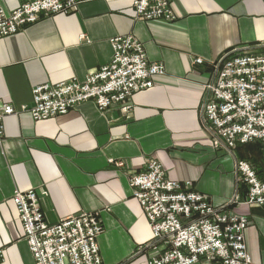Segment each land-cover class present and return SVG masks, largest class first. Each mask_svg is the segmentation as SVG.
<instances>
[{
  "label": "crops",
  "instance_id": "1",
  "mask_svg": "<svg viewBox=\"0 0 264 264\" xmlns=\"http://www.w3.org/2000/svg\"><path fill=\"white\" fill-rule=\"evenodd\" d=\"M26 1L0 0V5L12 12ZM133 2L86 0L73 14L43 16L0 39V105L16 109L31 106L36 86L83 81L108 64L117 36H134L149 61L166 69L153 88L137 92L126 106L101 112L86 102L39 122L28 111L5 118L0 264H35L13 202L15 190L37 192L51 224L97 214L103 264H148L155 240L129 177L150 159L160 162L169 178L192 182L216 207L248 217V251L254 264H264V208L243 203L247 186L237 171L239 160L262 167L263 158L254 146L214 148L203 112L207 86L226 57L264 53V0H176L177 19L168 23L136 20ZM157 245L162 248V241Z\"/></svg>",
  "mask_w": 264,
  "mask_h": 264
},
{
  "label": "built area",
  "instance_id": "2",
  "mask_svg": "<svg viewBox=\"0 0 264 264\" xmlns=\"http://www.w3.org/2000/svg\"><path fill=\"white\" fill-rule=\"evenodd\" d=\"M85 1L27 0L12 12L0 5V39L20 33L43 16L73 14ZM175 1L134 0L135 19L174 22ZM111 43V61L83 81L74 78L36 86L30 107L16 109L11 103L1 104L0 142L8 116L28 111L39 122L64 116L86 102L104 112L113 106H126L137 92L153 88L155 77L166 73L163 64L149 61L144 45L134 36H117ZM196 64L204 65V61L197 59ZM203 112L204 122L215 135L214 148L236 150L255 143L264 147V53L226 57L207 86ZM110 162L125 167L123 162ZM237 171L247 186L243 203L264 208V165L255 167L239 160ZM129 187L155 240L148 264H254L246 243L248 217L216 207L190 181L169 178L157 160L150 159L142 171L133 172ZM13 202L35 264H103L98 243L103 226L97 214L70 216L51 224L34 190H15Z\"/></svg>",
  "mask_w": 264,
  "mask_h": 264
},
{
  "label": "trees",
  "instance_id": "3",
  "mask_svg": "<svg viewBox=\"0 0 264 264\" xmlns=\"http://www.w3.org/2000/svg\"><path fill=\"white\" fill-rule=\"evenodd\" d=\"M257 147L258 149L255 151L256 153H259L260 158H263V154H264V147L262 144L260 143H255V144H249V145H245L244 147ZM244 159V158H243ZM249 161V160H246ZM251 162V161H250Z\"/></svg>",
  "mask_w": 264,
  "mask_h": 264
},
{
  "label": "rangeland",
  "instance_id": "4",
  "mask_svg": "<svg viewBox=\"0 0 264 264\" xmlns=\"http://www.w3.org/2000/svg\"><path fill=\"white\" fill-rule=\"evenodd\" d=\"M243 158L245 159V158H246V156H244V155H243Z\"/></svg>",
  "mask_w": 264,
  "mask_h": 264
}]
</instances>
